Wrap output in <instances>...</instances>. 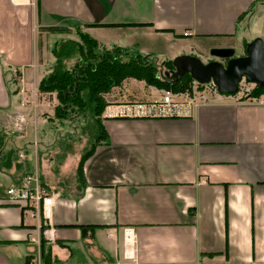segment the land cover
I'll return each instance as SVG.
<instances>
[{
    "label": "crops",
    "instance_id": "obj_1",
    "mask_svg": "<svg viewBox=\"0 0 264 264\" xmlns=\"http://www.w3.org/2000/svg\"><path fill=\"white\" fill-rule=\"evenodd\" d=\"M33 2L0 0V264L37 256L44 264H264V94L165 117L148 114L161 90L146 87L157 95L152 100L114 88L101 116L107 142L85 161L83 183L77 143L40 153L26 140L29 125L36 136L38 113L57 103L28 93L45 76L34 60L37 27L80 24L104 49L135 48L171 61L192 55L184 42L196 40V48L252 30L264 0ZM2 66L15 73L13 90ZM33 171L60 192L51 228L6 197Z\"/></svg>",
    "mask_w": 264,
    "mask_h": 264
},
{
    "label": "trees",
    "instance_id": "obj_2",
    "mask_svg": "<svg viewBox=\"0 0 264 264\" xmlns=\"http://www.w3.org/2000/svg\"><path fill=\"white\" fill-rule=\"evenodd\" d=\"M72 30L77 40L59 38L55 41L51 50L55 61L50 71L39 81L37 89L40 93L55 95L57 105L53 113L59 121L68 120L71 115L77 114L82 118H91L94 124L90 148L80 156L76 168L78 180L83 183L85 161L94 153L96 145L107 142V134L101 122L106 107V94L120 87L127 79L142 81L146 86L160 90L177 92L184 90L191 78L184 75L175 84L166 85L163 70L172 69L171 61L142 55L135 48L104 49L83 31L80 24L70 23L65 27L42 29L52 35H69ZM2 72L5 76L3 66ZM262 94L264 87H255L251 96L257 98Z\"/></svg>",
    "mask_w": 264,
    "mask_h": 264
},
{
    "label": "rangeland",
    "instance_id": "obj_3",
    "mask_svg": "<svg viewBox=\"0 0 264 264\" xmlns=\"http://www.w3.org/2000/svg\"><path fill=\"white\" fill-rule=\"evenodd\" d=\"M28 6L34 5V2H29L25 3ZM263 25H264V17L260 18L255 22L254 27L250 31H241L238 30V35H240L238 38H228L225 39L224 41L222 40H217V39H209V40H204V44H199V47L196 45V48L192 47L195 46L196 40H192L190 42H184L182 45L184 46L183 51L190 53V49H195L192 53V55L196 56L199 58L203 63H206L210 60H215L212 58L209 54L210 49H212L211 46H216L218 44H230L235 49V55L236 56H242L244 49L241 46L245 40H249L252 37H259L263 40L264 43V32H263ZM65 27V26H64ZM44 27H37L35 34H34V40H33V51H34V60L36 64V70L41 71V75L47 74L55 59L53 58L51 54V50L54 46L55 41H57L59 38H65V39H71V40H77V36L74 34V31L72 30V33L69 35H52L49 34L45 31H42ZM240 40V42L238 41ZM207 43V44H205ZM209 45V46H207ZM154 46H158L162 49L161 44H155ZM241 46V47H240ZM173 49V48H172ZM175 49V48H174ZM190 51V52H189ZM161 53H165L167 57H172L171 53H167L165 48L161 50ZM183 53V52H182ZM155 56V55H153ZM158 57V56H155ZM161 60V59H160ZM224 63V61H222ZM7 70L6 68H4ZM15 78V73L9 75H6V81L8 82V87L11 85L12 78ZM16 79V78H15ZM124 83V82H123ZM123 83L120 87L118 88H123L125 93H131V94H144L147 95L148 97H151L152 100L156 99L157 95L155 94H150V92L157 90L160 91V89H157L156 87L148 86L150 89L149 91L147 90V86L142 81L134 80V79H129L127 83L123 86ZM31 84H33L31 86ZM18 86V85H17ZM38 87V79H36V82L30 83L29 85V90L28 93L33 96L35 95L36 101L38 100L40 96V92L37 89ZM13 87H10V90H13ZM55 96L54 94H52ZM49 95H45L44 98L50 103H52V100L49 99ZM57 105V103H56ZM55 105V106H56ZM47 109L46 111H41L38 113V120L41 122L38 124V128L36 131V136L34 135V131H32V125H29V128H31V133H29V136L27 137L26 140H31L32 143H36L37 147V152L40 151H48L50 147H55V149L61 147V144H65V142H71L70 145L72 148H78L81 149L82 154L85 153L89 148L92 143L91 136L94 131V124L91 120V118H82L80 115H71L68 120H63L59 121L54 117L53 109L54 105L51 104L49 107H45ZM30 115L29 117L32 118L33 122V111L31 109L30 105ZM47 112L51 113L48 114ZM37 121V122H39ZM34 126V124H33ZM24 127L27 128L26 122L24 121L23 123V129ZM22 129V130H23ZM12 130V129H10ZM26 131L23 130V133ZM27 133V132H26ZM76 143L78 144L76 147ZM31 144V143H30ZM63 147V146H62Z\"/></svg>",
    "mask_w": 264,
    "mask_h": 264
},
{
    "label": "built area",
    "instance_id": "obj_4",
    "mask_svg": "<svg viewBox=\"0 0 264 264\" xmlns=\"http://www.w3.org/2000/svg\"><path fill=\"white\" fill-rule=\"evenodd\" d=\"M15 4L29 3L34 0H11ZM254 84L247 83L242 79L238 84L235 94L223 95L210 82L208 84H198L191 80L188 86L181 91L174 92L169 89L161 90L159 101L152 103L148 108V114L158 116H173L181 113H188L200 107L219 104L230 99L233 101H246L255 99L252 92ZM262 101V99H260ZM261 103V102H259ZM19 159H23L22 154H18ZM60 192L49 189L41 183L38 172L26 173L21 181V185L11 187L6 191L7 199L14 204L28 208L33 218L42 222L43 226L51 228V213ZM132 230L126 229V238L130 237ZM129 256V254H128ZM28 264H44L37 256Z\"/></svg>",
    "mask_w": 264,
    "mask_h": 264
},
{
    "label": "water",
    "instance_id": "obj_5",
    "mask_svg": "<svg viewBox=\"0 0 264 264\" xmlns=\"http://www.w3.org/2000/svg\"><path fill=\"white\" fill-rule=\"evenodd\" d=\"M209 54L215 60L206 63L189 54L174 57L172 69L162 75L166 85H173L188 75L201 85L211 82L223 95L235 94L242 79L258 89L264 87V43L261 38L247 42L242 56H236L234 48H212Z\"/></svg>",
    "mask_w": 264,
    "mask_h": 264
},
{
    "label": "flooded vegetation",
    "instance_id": "obj_6",
    "mask_svg": "<svg viewBox=\"0 0 264 264\" xmlns=\"http://www.w3.org/2000/svg\"><path fill=\"white\" fill-rule=\"evenodd\" d=\"M243 54H244V52H243ZM169 70H171V69L164 68L163 71L165 72V71H169Z\"/></svg>",
    "mask_w": 264,
    "mask_h": 264
}]
</instances>
